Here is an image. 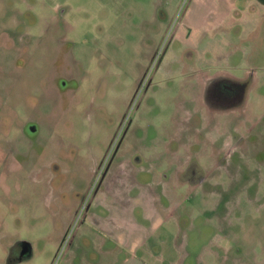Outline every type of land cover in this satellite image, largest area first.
Here are the masks:
<instances>
[{
  "label": "rangeland",
  "instance_id": "obj_1",
  "mask_svg": "<svg viewBox=\"0 0 264 264\" xmlns=\"http://www.w3.org/2000/svg\"><path fill=\"white\" fill-rule=\"evenodd\" d=\"M176 1L0 0V264H62L96 204L156 196L264 264V83L201 66Z\"/></svg>",
  "mask_w": 264,
  "mask_h": 264
},
{
  "label": "crops",
  "instance_id": "obj_2",
  "mask_svg": "<svg viewBox=\"0 0 264 264\" xmlns=\"http://www.w3.org/2000/svg\"><path fill=\"white\" fill-rule=\"evenodd\" d=\"M183 19L201 66L232 69L233 80L253 74L254 83H264V0H190ZM219 73L208 71L206 76L217 81ZM156 198L143 205L128 199L96 204L103 212L89 213L88 237H79L62 264H225L204 237L183 235L173 207L158 205Z\"/></svg>",
  "mask_w": 264,
  "mask_h": 264
},
{
  "label": "flooded vegetation",
  "instance_id": "obj_3",
  "mask_svg": "<svg viewBox=\"0 0 264 264\" xmlns=\"http://www.w3.org/2000/svg\"><path fill=\"white\" fill-rule=\"evenodd\" d=\"M231 89H233V88H231ZM227 93V92H226ZM217 94H218V98H221V96L220 95H223V93H221V92H217ZM228 94V93H227ZM236 94H238V93H236ZM232 95H233V92H232Z\"/></svg>",
  "mask_w": 264,
  "mask_h": 264
}]
</instances>
